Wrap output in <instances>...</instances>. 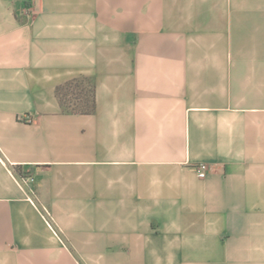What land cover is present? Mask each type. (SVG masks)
I'll use <instances>...</instances> for the list:
<instances>
[{
	"label": "crops",
	"instance_id": "crops-1",
	"mask_svg": "<svg viewBox=\"0 0 264 264\" xmlns=\"http://www.w3.org/2000/svg\"><path fill=\"white\" fill-rule=\"evenodd\" d=\"M0 264H264V0H0Z\"/></svg>",
	"mask_w": 264,
	"mask_h": 264
},
{
	"label": "trees",
	"instance_id": "trees-1",
	"mask_svg": "<svg viewBox=\"0 0 264 264\" xmlns=\"http://www.w3.org/2000/svg\"><path fill=\"white\" fill-rule=\"evenodd\" d=\"M72 82H67L64 85H59L57 87V92L61 94L63 91L64 93V100L66 101L68 98L66 95L69 93V90L71 89V95L70 99L74 100H80L79 102V110H92L93 109V96L90 94L87 90L83 89H78V90H73L72 87L76 86L78 88L77 84L73 85Z\"/></svg>",
	"mask_w": 264,
	"mask_h": 264
},
{
	"label": "built area",
	"instance_id": "built-area-1",
	"mask_svg": "<svg viewBox=\"0 0 264 264\" xmlns=\"http://www.w3.org/2000/svg\"><path fill=\"white\" fill-rule=\"evenodd\" d=\"M192 167H193V170L195 171V173L197 174V176H199V177H204L209 170V166L203 162L197 163V164L193 165ZM33 180H34V178L32 176L28 175V176L21 177L20 183H21V185H26L28 183H31Z\"/></svg>",
	"mask_w": 264,
	"mask_h": 264
}]
</instances>
